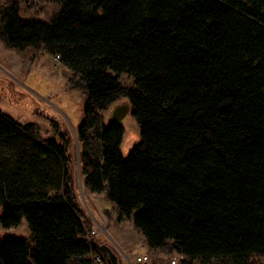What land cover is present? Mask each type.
Instances as JSON below:
<instances>
[{
	"label": "trees",
	"instance_id": "trees-1",
	"mask_svg": "<svg viewBox=\"0 0 264 264\" xmlns=\"http://www.w3.org/2000/svg\"><path fill=\"white\" fill-rule=\"evenodd\" d=\"M54 5L39 19L3 2L0 40L58 55L72 73L67 81L84 97L77 134L87 193L102 194L168 264L173 253L179 264H264L256 260L264 258V0ZM0 85L30 105L11 80L0 76ZM120 99L141 135L127 158L124 125L104 114ZM34 106L25 108L43 112ZM48 119L51 139L0 108V226L24 223L35 240L0 233V264H91L93 253L112 264L80 203L73 135Z\"/></svg>",
	"mask_w": 264,
	"mask_h": 264
},
{
	"label": "rangeland",
	"instance_id": "rangeland-1",
	"mask_svg": "<svg viewBox=\"0 0 264 264\" xmlns=\"http://www.w3.org/2000/svg\"><path fill=\"white\" fill-rule=\"evenodd\" d=\"M5 1L7 0H0V4ZM11 1L17 2L23 8L24 17L39 19H47L54 10L56 3V0ZM56 58L57 55H50L42 49L34 47L20 51L8 47L0 40V76L11 80L13 88L17 86L19 91L22 89L30 101L29 106H22L9 100L6 91L0 85V108L3 113L22 124H36L45 139H51L56 135V131L48 118H58L66 123L75 140L77 187L80 203L95 223V234L100 236L101 240L107 241L108 246L113 248L126 264H136L135 259L138 255L136 248H145L143 236L135 229L131 221L118 220V211L104 199L102 194H89L84 187V177L81 174V147L77 134V130L83 121L82 103L84 97L78 90L69 85L67 80L72 73ZM121 77L125 86H130L133 83V79L129 75H122ZM20 95L21 93L18 92L14 94L16 99L17 97L20 98ZM34 103L43 112L38 113L25 108H35ZM124 104H128L124 99L115 102L104 113L105 117L110 118L112 111ZM123 125L126 133L122 144V153L127 158L140 143L141 135L139 126L131 113ZM0 214H2L1 209ZM0 233L5 237L14 236L27 239L31 246L35 245L33 235L24 223L10 230L0 226ZM118 237L125 238L124 240L128 243L118 239ZM126 247H131L132 250L129 252L128 249L130 248L126 249ZM144 250L141 253L148 252L146 248ZM150 255V264H168L170 260L169 255L163 251L150 252ZM175 257L179 258L180 256L175 253L171 254V260ZM256 260L264 261V258L257 257Z\"/></svg>",
	"mask_w": 264,
	"mask_h": 264
},
{
	"label": "water",
	"instance_id": "water-1",
	"mask_svg": "<svg viewBox=\"0 0 264 264\" xmlns=\"http://www.w3.org/2000/svg\"><path fill=\"white\" fill-rule=\"evenodd\" d=\"M130 113H131L130 104H124L122 106L116 107L112 111L110 118H111V120H113L115 122L123 124ZM97 247L101 251V253L104 254L110 260V262L112 264H120L119 258L116 255V253L114 252L113 248H111L110 246H107V245H100V244H97Z\"/></svg>",
	"mask_w": 264,
	"mask_h": 264
},
{
	"label": "built area",
	"instance_id": "built-area-1",
	"mask_svg": "<svg viewBox=\"0 0 264 264\" xmlns=\"http://www.w3.org/2000/svg\"><path fill=\"white\" fill-rule=\"evenodd\" d=\"M57 61H61L60 60V56L57 55ZM95 236H97L95 234ZM142 249L144 250L145 248L142 247ZM86 260L91 261V264H106L104 258L102 257V255L100 254H91L89 257H86ZM181 260V257H175L172 259L170 264H179V261ZM128 262H130L128 260ZM151 262V255L148 252H144L141 254H138L136 259H135V263L136 264H150Z\"/></svg>",
	"mask_w": 264,
	"mask_h": 264
},
{
	"label": "crops",
	"instance_id": "crops-1",
	"mask_svg": "<svg viewBox=\"0 0 264 264\" xmlns=\"http://www.w3.org/2000/svg\"><path fill=\"white\" fill-rule=\"evenodd\" d=\"M118 239H120V240H122V241H125V240H124L125 238H123V237H122V238H119V237H118ZM143 239H144V238H143ZM125 242H127V241H125ZM144 242H145V240H144ZM127 243H128V242H127ZM127 248H130V249H128L129 252L132 250L131 247H126V249H127ZM140 248H141V249L136 248V250H138V251L136 252V254H141V252H143L142 247H140ZM134 250H135V249H134ZM144 251H145V250H144Z\"/></svg>",
	"mask_w": 264,
	"mask_h": 264
},
{
	"label": "bare ground",
	"instance_id": "bare-ground-1",
	"mask_svg": "<svg viewBox=\"0 0 264 264\" xmlns=\"http://www.w3.org/2000/svg\"><path fill=\"white\" fill-rule=\"evenodd\" d=\"M102 227V226H101ZM103 230V229H102Z\"/></svg>",
	"mask_w": 264,
	"mask_h": 264
}]
</instances>
